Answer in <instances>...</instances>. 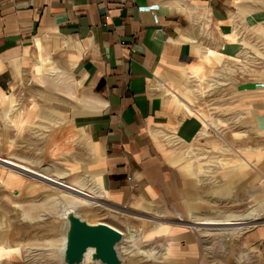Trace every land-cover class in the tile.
Returning <instances> with one entry per match:
<instances>
[{
	"label": "crops",
	"instance_id": "crops-1",
	"mask_svg": "<svg viewBox=\"0 0 264 264\" xmlns=\"http://www.w3.org/2000/svg\"><path fill=\"white\" fill-rule=\"evenodd\" d=\"M30 82L45 89L32 109L44 161L93 166L113 205L153 190L171 166L166 137L195 141L219 86L251 116L264 181V0H0V129L14 120L11 88ZM251 238L264 243V228Z\"/></svg>",
	"mask_w": 264,
	"mask_h": 264
},
{
	"label": "rangeland",
	"instance_id": "rangeland-1",
	"mask_svg": "<svg viewBox=\"0 0 264 264\" xmlns=\"http://www.w3.org/2000/svg\"><path fill=\"white\" fill-rule=\"evenodd\" d=\"M39 88L34 89L32 82L20 91L11 88L16 101H11L14 111L10 113L15 115L14 120L7 117L8 126L0 129V158L21 160L44 173V169H50L56 178L67 174V185L86 188L87 193L95 190L99 197L96 204L86 203L76 211L90 224L106 222L124 233L118 247L123 264H264V243L251 238L264 228V181L257 178L251 166L249 153L257 137L240 95L233 96L219 86L205 100L210 105L198 104L210 114H201L205 118L203 133L187 144L166 137L169 146L162 148L168 150L169 170L156 174L159 179L152 182L153 190L147 189L130 205L118 207L100 189L93 166L88 172L86 164H79L78 169L73 163L44 161L48 158L40 137L46 133L39 136L42 132L35 130L42 121L39 118L36 123L38 117L32 111L33 92L45 91ZM19 92L27 97L20 102L16 96ZM58 98L59 106L67 103L69 108L67 99ZM41 102L42 108L50 103L45 99ZM206 118L217 124L211 127ZM22 120L25 127L17 126ZM7 139L8 145L3 146ZM0 176L4 183H0V264H63L64 221L60 216L69 207L60 196L67 193L6 171L1 165ZM129 181L134 182L132 176ZM207 219L250 222L239 225L242 228L236 231L199 230L195 223Z\"/></svg>",
	"mask_w": 264,
	"mask_h": 264
},
{
	"label": "water",
	"instance_id": "water-1",
	"mask_svg": "<svg viewBox=\"0 0 264 264\" xmlns=\"http://www.w3.org/2000/svg\"><path fill=\"white\" fill-rule=\"evenodd\" d=\"M65 222L63 264H84L89 250L91 264H123L118 249L125 236L121 230L106 222L90 224L77 211L68 212Z\"/></svg>",
	"mask_w": 264,
	"mask_h": 264
},
{
	"label": "bare ground",
	"instance_id": "bare-ground-1",
	"mask_svg": "<svg viewBox=\"0 0 264 264\" xmlns=\"http://www.w3.org/2000/svg\"><path fill=\"white\" fill-rule=\"evenodd\" d=\"M0 165L3 168H7L18 175H22L24 177H29L32 179L39 180L40 182L52 187L55 190L63 191L64 193H67L66 195L63 194V196H60L61 200H63L64 205H67L69 209L62 213L61 220L64 221V227L62 231V235L64 238L62 239V263H63V254H64V248H65V216L70 211H76L77 209L81 208L82 206H86V203H92L96 204L95 199H98L99 197L96 195V193L91 192L87 193L86 191L82 189H76L74 187L68 186L65 184L64 180L56 179L55 177H52L50 175H46L45 173L36 171L34 169H31L30 167H27L25 165H22L15 161H7L2 160L0 158ZM89 198L93 199L94 201L88 200ZM59 199V198H58ZM60 200V199H59ZM60 202V201H59ZM249 220L242 223L232 222L230 220H213V219H207L206 221H198L195 224L199 226V230H206V231H236L240 230L242 227L239 225H245L249 224ZM238 225V226H237ZM119 247V246H118ZM93 251L89 250L88 253L85 256V263L88 264L91 263V255ZM120 253V252H119ZM122 258V257H121ZM96 264V263H95ZM99 264V263H98Z\"/></svg>",
	"mask_w": 264,
	"mask_h": 264
}]
</instances>
